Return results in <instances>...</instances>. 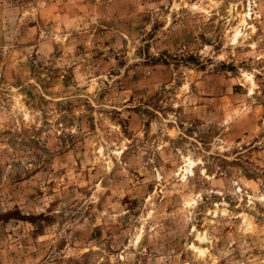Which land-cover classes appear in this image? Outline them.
Masks as SVG:
<instances>
[{"label": "rangeland", "instance_id": "1", "mask_svg": "<svg viewBox=\"0 0 264 264\" xmlns=\"http://www.w3.org/2000/svg\"><path fill=\"white\" fill-rule=\"evenodd\" d=\"M0 264H264V0H0Z\"/></svg>", "mask_w": 264, "mask_h": 264}, {"label": "bare ground", "instance_id": "2", "mask_svg": "<svg viewBox=\"0 0 264 264\" xmlns=\"http://www.w3.org/2000/svg\"><path fill=\"white\" fill-rule=\"evenodd\" d=\"M237 34H238V31L236 30V31H235V34H234V37H236ZM190 163H192V161H190Z\"/></svg>", "mask_w": 264, "mask_h": 264}]
</instances>
